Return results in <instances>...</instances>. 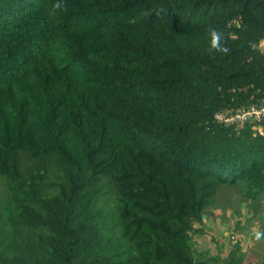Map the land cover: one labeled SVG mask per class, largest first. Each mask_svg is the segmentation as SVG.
I'll use <instances>...</instances> for the list:
<instances>
[{"label":"trees","instance_id":"16d2710c","mask_svg":"<svg viewBox=\"0 0 264 264\" xmlns=\"http://www.w3.org/2000/svg\"><path fill=\"white\" fill-rule=\"evenodd\" d=\"M262 44L264 0H0V264H264L193 244L231 192L261 223L264 133L214 116Z\"/></svg>","mask_w":264,"mask_h":264},{"label":"rangeland","instance_id":"374dc122","mask_svg":"<svg viewBox=\"0 0 264 264\" xmlns=\"http://www.w3.org/2000/svg\"><path fill=\"white\" fill-rule=\"evenodd\" d=\"M264 48V44H262ZM1 185V182H0ZM233 203L232 209L222 210L223 205H218L210 213L203 217L202 224H194L196 230H202V233L193 235L194 248L198 254L205 257L218 258L224 260L233 249L235 242H240L244 251L250 253L253 243L260 241L257 234L264 231V200L261 206L259 217L261 223L254 222V226L245 224L247 210L244 203L240 201L239 195L231 192ZM236 201L241 205L235 213ZM237 223L240 226L237 227ZM264 238V237H263ZM264 247V239L261 241ZM250 256H253L250 254ZM253 260V257H251ZM248 262V259L246 260Z\"/></svg>","mask_w":264,"mask_h":264},{"label":"built area","instance_id":"2783aa9c","mask_svg":"<svg viewBox=\"0 0 264 264\" xmlns=\"http://www.w3.org/2000/svg\"><path fill=\"white\" fill-rule=\"evenodd\" d=\"M214 121L225 126L250 125L252 130L262 136L264 133V103L221 111L215 114Z\"/></svg>","mask_w":264,"mask_h":264},{"label":"clouds","instance_id":"9594fccd","mask_svg":"<svg viewBox=\"0 0 264 264\" xmlns=\"http://www.w3.org/2000/svg\"><path fill=\"white\" fill-rule=\"evenodd\" d=\"M56 7H57V8H60L61 5L58 3V4L56 5ZM212 36H213V39H212V47H213V48H218V47H219V39H220V37H219V35H218L217 33H215V32H213ZM223 51H227V49H223ZM257 238H259V234H258V237H257Z\"/></svg>","mask_w":264,"mask_h":264}]
</instances>
